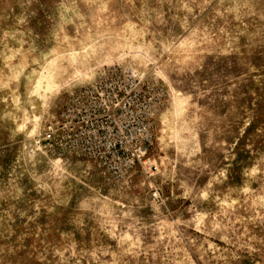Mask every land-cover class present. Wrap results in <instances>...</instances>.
<instances>
[{
    "label": "rangeland",
    "instance_id": "1",
    "mask_svg": "<svg viewBox=\"0 0 264 264\" xmlns=\"http://www.w3.org/2000/svg\"><path fill=\"white\" fill-rule=\"evenodd\" d=\"M0 264H264V0H0Z\"/></svg>",
    "mask_w": 264,
    "mask_h": 264
},
{
    "label": "crops",
    "instance_id": "2",
    "mask_svg": "<svg viewBox=\"0 0 264 264\" xmlns=\"http://www.w3.org/2000/svg\"><path fill=\"white\" fill-rule=\"evenodd\" d=\"M183 90V89H182ZM189 91H191V90H189ZM185 93H189L188 91H184Z\"/></svg>",
    "mask_w": 264,
    "mask_h": 264
}]
</instances>
